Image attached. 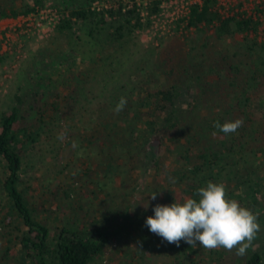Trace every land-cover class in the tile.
I'll use <instances>...</instances> for the list:
<instances>
[{
    "label": "trees",
    "instance_id": "1",
    "mask_svg": "<svg viewBox=\"0 0 264 264\" xmlns=\"http://www.w3.org/2000/svg\"><path fill=\"white\" fill-rule=\"evenodd\" d=\"M46 1L0 0V20L35 13ZM99 1L51 4L60 15L51 28L56 47L50 43L36 51L9 100L1 103L0 264H94L119 234L137 242L132 254L121 253V264H145L147 251L160 252L162 264H207L206 259L208 264H264V38L247 35L237 46L239 60L227 62L220 53L210 58L202 44L196 46L198 39H188L193 45L186 48L188 43L174 36L136 65L126 49L152 27L162 0H114L109 7ZM216 5L217 0L193 4L176 29L185 23L200 33L212 31L217 39L256 35V18L223 16ZM80 31L95 46L88 60L73 42ZM9 55L0 53V62ZM98 89L108 105L90 110L88 124L77 132L78 146L86 145L89 155L78 159L74 178L38 196L28 194L22 177L27 160L31 168L36 163L34 149L73 125V114L62 106ZM122 96L127 104L117 114ZM237 118L243 125L235 133L214 126ZM70 136L68 142L76 141ZM172 158L175 167L165 168ZM208 181L223 183L229 199L257 214L260 231L244 256L183 240L177 247L145 226L155 204L197 198L196 190ZM132 192L140 196L130 198ZM154 192L156 200L150 197Z\"/></svg>",
    "mask_w": 264,
    "mask_h": 264
},
{
    "label": "rangeland",
    "instance_id": "2",
    "mask_svg": "<svg viewBox=\"0 0 264 264\" xmlns=\"http://www.w3.org/2000/svg\"><path fill=\"white\" fill-rule=\"evenodd\" d=\"M29 3H33V0H26ZM57 0H47L45 2L46 7L52 8L51 4L55 3ZM127 1V0H125ZM198 0H172L163 8V12L153 17L152 27L149 29L138 33L135 38L136 43L131 41L126 50L130 52L134 50L133 54L127 57L130 62L135 61L138 65L141 57L147 53V51L155 50V47L162 41H166L171 37H178L180 40L187 42L188 39H198L196 46L201 45L206 48L207 53L210 58L216 60L219 57V53L222 58H225L227 62L238 61L241 55V51L237 50L239 42L245 38L247 35L249 37L256 36L259 40L264 38V0H217L218 5L216 8L223 16H228L232 14L237 15H251L256 18L260 23L256 35L254 33L248 34H237L233 37H224L217 39L211 34L212 31L207 30L206 33H200L195 28H187L185 23L180 25V28L176 29V21H170L177 14H181L185 11V8L193 4ZM100 5L109 7L111 5H116L114 0H100ZM56 10V9H55ZM9 19H3L0 21V53L8 51L10 53L3 63L0 62V106L2 101H8L14 88L16 87L19 80L24 75V69L30 64L34 59V55L38 49H41L45 45H54L55 37L51 36V27L43 22L42 27L35 32L27 33L26 37L22 35L25 33H20L19 30H14L11 28H4L6 24H10ZM3 31V36L1 37V32ZM6 32V34H4ZM80 37L74 36L73 42L75 48L85 59H89L95 56L96 51L93 41L90 43L89 38L85 34V31L78 32ZM247 36V37H248ZM8 39V48L5 47V39ZM186 45L189 48L192 43ZM7 48V49H6ZM6 49V50H5ZM126 57V58H127ZM143 61V60H142ZM122 69V67L120 68ZM134 68H130V72H133ZM142 75H137L138 80L141 79ZM125 89H129L128 87ZM194 93L197 94V90L193 89ZM67 91H65L66 93ZM67 95L73 94V91L67 92ZM75 104L73 100H69L62 106V110H67L68 113L73 114L72 126L64 125L65 128H60L59 131L50 139L42 140L41 143L34 149L37 153L35 159L31 157L32 161H35V165L31 168V163L27 160V165L25 172L26 174L22 177L23 181L30 186L29 193L32 196H38L42 193L48 192L49 189L53 190L58 183H68L73 176V170L79 167L80 156H88L89 151L87 147H79L77 144V132H83V127L88 124L90 117V110H104L108 105V100L104 97V94L98 89L89 94H84V97ZM75 110H88L85 114H80ZM76 114V118H75ZM71 135L75 134L76 141L73 143L68 142ZM63 137L60 139L59 137ZM74 139V136H73ZM57 149V150H56ZM105 157H108L106 155ZM260 159V158H259ZM174 158L167 161L166 167H175ZM264 170L261 169L260 173ZM148 179V177H147ZM162 184L164 180L162 176L157 178ZM140 187L143 186V182L139 181ZM124 188H130L127 184L123 185ZM130 198H138L139 193H129ZM182 194L178 195V198ZM102 197V196H101ZM120 194L117 198H120ZM104 209V208H102ZM3 245L0 240V245ZM137 242L133 240V237L118 235L116 239H113V244L111 248L101 256L94 264H121L120 255L125 250L132 254L135 250ZM200 255L204 253V249H199ZM148 260L145 264H153L156 261L159 264L161 262V253L154 251H147L146 257ZM207 264L208 260H204ZM137 264V263H136Z\"/></svg>",
    "mask_w": 264,
    "mask_h": 264
},
{
    "label": "clouds",
    "instance_id": "3",
    "mask_svg": "<svg viewBox=\"0 0 264 264\" xmlns=\"http://www.w3.org/2000/svg\"><path fill=\"white\" fill-rule=\"evenodd\" d=\"M126 104L127 98L122 96L114 112L118 114ZM242 125L243 120L237 118L223 124L217 121L214 126L221 133L230 134ZM59 138L63 139L62 136ZM150 197L156 200L157 193ZM196 197L185 198L183 202L155 204L154 215L146 218L145 226L162 242L177 247L183 240L191 246L199 245L208 250L235 249L236 255L244 256L260 231L257 214L241 206L236 199H229L223 183L208 181L206 186L196 190ZM144 207L147 209L148 202Z\"/></svg>",
    "mask_w": 264,
    "mask_h": 264
},
{
    "label": "built area",
    "instance_id": "4",
    "mask_svg": "<svg viewBox=\"0 0 264 264\" xmlns=\"http://www.w3.org/2000/svg\"><path fill=\"white\" fill-rule=\"evenodd\" d=\"M172 0H162L161 3V12H163V8L169 4ZM203 0H198L195 1L193 4H201ZM191 4L188 7L185 8V11H182L180 16L179 14H177V16L173 17L170 21H176L182 18H186L188 16L190 7L193 5ZM60 15L57 12V10L55 9H51V8H41L39 9L37 12L35 13H30L26 16L24 15H19L16 18H5V19H9V22H12L10 24H6V26L4 28H13L14 30H19L20 33H30V32H35L36 30L38 31L41 27L43 22H45L46 24H48L51 28L54 26L55 22L58 21ZM3 20V19H1ZM0 20V21H1ZM3 31L1 32V37L3 36ZM4 34H6V32H4ZM1 39H5V47L8 46V39L6 37H3ZM8 48V47H7ZM6 48V49H7ZM5 49V50H6Z\"/></svg>",
    "mask_w": 264,
    "mask_h": 264
}]
</instances>
